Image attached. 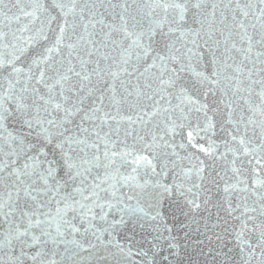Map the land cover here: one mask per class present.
<instances>
[{
    "label": "snow or ice",
    "instance_id": "obj_1",
    "mask_svg": "<svg viewBox=\"0 0 264 264\" xmlns=\"http://www.w3.org/2000/svg\"><path fill=\"white\" fill-rule=\"evenodd\" d=\"M0 264H264V0H0Z\"/></svg>",
    "mask_w": 264,
    "mask_h": 264
},
{
    "label": "water",
    "instance_id": "obj_2",
    "mask_svg": "<svg viewBox=\"0 0 264 264\" xmlns=\"http://www.w3.org/2000/svg\"><path fill=\"white\" fill-rule=\"evenodd\" d=\"M166 207V206H165ZM137 239H139V236L137 237Z\"/></svg>",
    "mask_w": 264,
    "mask_h": 264
}]
</instances>
